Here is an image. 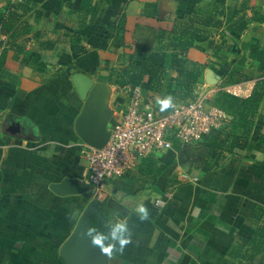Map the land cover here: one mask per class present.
I'll list each match as a JSON object with an SVG mask.
<instances>
[{
	"label": "crops",
	"instance_id": "1",
	"mask_svg": "<svg viewBox=\"0 0 264 264\" xmlns=\"http://www.w3.org/2000/svg\"><path fill=\"white\" fill-rule=\"evenodd\" d=\"M217 5L222 14L215 18ZM194 16L220 25L191 24ZM0 21V264H63L59 248L92 198L82 153L107 143L127 102L109 83L111 71L144 68L147 86L140 87L163 114L169 109L161 111L157 100L180 76L178 58L200 73L193 92L214 90L208 104L229 120L242 100L260 98L252 146L213 168L206 160L215 151L203 141L190 145L205 152L203 160L198 154L185 165L178 158L185 146L175 142L153 153L168 166L154 184L137 168L108 181L99 202L106 226L126 220L131 243L112 258L96 249L91 264H264V245L253 263L243 258L252 254L244 242L264 230V151L257 140L264 135V0H0ZM178 33L189 37V48L174 40ZM156 54L164 70L153 80L149 58ZM75 73L90 79L84 99L72 86ZM182 173L198 182H182ZM60 184L84 192L57 196L49 187ZM140 205L147 221L138 218Z\"/></svg>",
	"mask_w": 264,
	"mask_h": 264
},
{
	"label": "built area",
	"instance_id": "2",
	"mask_svg": "<svg viewBox=\"0 0 264 264\" xmlns=\"http://www.w3.org/2000/svg\"><path fill=\"white\" fill-rule=\"evenodd\" d=\"M0 27V60L3 53ZM127 99L123 113L117 115L109 131L107 143L101 149L86 147V184L93 198L101 202L107 182L122 177L137 168L149 155L169 151L175 142L181 147L200 143L213 131L229 121L221 109L211 106L214 90L194 93V99L173 104L166 113L158 114L153 98L140 86L118 87ZM232 94L237 91L232 88ZM182 182H198L197 177L182 173Z\"/></svg>",
	"mask_w": 264,
	"mask_h": 264
},
{
	"label": "trees",
	"instance_id": "3",
	"mask_svg": "<svg viewBox=\"0 0 264 264\" xmlns=\"http://www.w3.org/2000/svg\"><path fill=\"white\" fill-rule=\"evenodd\" d=\"M221 5H217L214 12V17L221 16L222 12L220 10ZM1 22V21H0ZM191 24L197 22L203 26H216L220 25V21H214L213 18H204L194 16L190 19ZM5 25L3 24V29ZM176 29V27H175ZM173 29V30H175ZM172 30V32H173ZM178 38H174L177 41L186 42V47L189 48L192 44L187 35L178 33ZM50 44V48H51ZM218 49V48H217ZM149 71L153 73V80L158 77L160 73L163 72V55L156 54L151 55L149 58ZM175 66L181 70V74L178 78L172 79L170 86L168 88V96L173 97V100L179 101L178 103L189 102L194 99L193 88L199 79V71L197 70H186L184 68L185 61L182 59H177ZM140 65L132 64L125 70H112L109 76V83L117 87H123L125 85L141 86L146 87L143 84L144 75ZM172 85L174 89H172ZM260 98L257 95H253L249 99L242 100L240 102L239 110L234 114V116L229 120L223 127L218 130L211 132L206 139L199 144L205 150L210 152L215 151V156L213 159L206 160L209 162L210 167H220L223 160L227 155L232 154L234 150H249L252 146L251 134L254 128L253 117L257 111ZM257 140L262 144V149L264 151V135H260ZM183 148V147H182ZM179 156L182 160V164L185 165L186 160L190 157L198 156V152L190 147V145L185 146L181 151H179ZM203 160L204 155H200ZM157 156L153 154L141 160L137 166L136 175L143 179L146 183L154 184L159 176H161L167 169V164H160L157 160ZM184 160V161H183ZM205 162V160H204ZM107 214L101 208L97 207L90 213V224L97 231L105 232L108 228L106 226ZM264 238V230L262 227L257 228L252 236V238L244 244H248L252 250L250 256L243 255V258L247 259V262L253 263L257 255L261 254L264 243L262 242Z\"/></svg>",
	"mask_w": 264,
	"mask_h": 264
},
{
	"label": "water",
	"instance_id": "4",
	"mask_svg": "<svg viewBox=\"0 0 264 264\" xmlns=\"http://www.w3.org/2000/svg\"><path fill=\"white\" fill-rule=\"evenodd\" d=\"M71 83L79 98L84 99L91 87L90 79L83 74L75 73L71 77ZM209 84L213 85V82H209ZM15 130L17 129H9L10 132ZM104 146L105 144L100 146L90 145L89 147L101 149ZM49 188L54 194L62 197L79 195L84 192V189H76L69 184L50 185ZM98 205L99 202L97 201L87 206L69 236L60 246L58 254L63 264H91L92 255L96 248L91 246L90 239L84 234L89 228H93L90 224V213L96 209Z\"/></svg>",
	"mask_w": 264,
	"mask_h": 264
},
{
	"label": "clouds",
	"instance_id": "5",
	"mask_svg": "<svg viewBox=\"0 0 264 264\" xmlns=\"http://www.w3.org/2000/svg\"><path fill=\"white\" fill-rule=\"evenodd\" d=\"M157 104L161 111H165L173 105V97L168 96L158 99ZM136 213L141 222L149 219V212L146 207L140 205L136 209ZM91 241V246L108 258H112L114 254H123L124 248L131 243V231L128 228L126 220H119L114 224H110L105 232L97 231L95 228H89L85 234Z\"/></svg>",
	"mask_w": 264,
	"mask_h": 264
},
{
	"label": "rangeland",
	"instance_id": "6",
	"mask_svg": "<svg viewBox=\"0 0 264 264\" xmlns=\"http://www.w3.org/2000/svg\"><path fill=\"white\" fill-rule=\"evenodd\" d=\"M200 155H204L205 154V152L203 151V150H199V151H197ZM92 202H97L94 198H93V196H92V198H91V200H88L87 202H85L83 205H82V208H81V212H83L86 208H87V206L90 204V203H92ZM99 206V205H98Z\"/></svg>",
	"mask_w": 264,
	"mask_h": 264
}]
</instances>
